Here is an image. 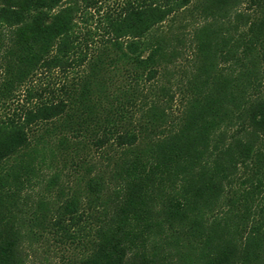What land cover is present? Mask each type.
<instances>
[{
  "label": "trees",
  "instance_id": "trees-1",
  "mask_svg": "<svg viewBox=\"0 0 264 264\" xmlns=\"http://www.w3.org/2000/svg\"><path fill=\"white\" fill-rule=\"evenodd\" d=\"M106 1L0 0V264H264V0Z\"/></svg>",
  "mask_w": 264,
  "mask_h": 264
},
{
  "label": "rangeland",
  "instance_id": "rangeland-1",
  "mask_svg": "<svg viewBox=\"0 0 264 264\" xmlns=\"http://www.w3.org/2000/svg\"><path fill=\"white\" fill-rule=\"evenodd\" d=\"M121 2L122 0H109L105 2V6L106 8H108L109 6L117 7V5ZM187 24L190 25L191 23ZM81 27L83 28L84 25L82 24ZM188 55L190 57V54ZM171 70H173V72L169 75V77L172 78L175 83L181 81L185 82L188 78H190L192 72L195 70V67L193 63L190 62V60L185 61L183 59H180L176 62L175 67H171ZM23 98L24 97L21 96L20 100H23ZM179 100H177V103L175 104V111H178L179 109ZM22 103V101H20V104H18V102H15L14 104H12V108L14 109ZM13 109L11 112H13ZM5 113H8L7 110L3 108L0 109V117L5 115ZM40 191L44 192L42 188L40 189ZM68 247L69 246L61 244L60 241H58L57 238L54 237V235H47L45 238H41L40 240L35 241L32 246L28 248L30 255L29 264H67L68 258H70L73 253H75L72 250V247H70V249Z\"/></svg>",
  "mask_w": 264,
  "mask_h": 264
}]
</instances>
